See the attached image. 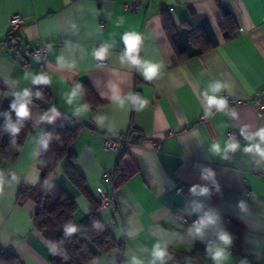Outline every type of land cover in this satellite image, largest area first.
<instances>
[{"label": "crops", "instance_id": "1", "mask_svg": "<svg viewBox=\"0 0 264 264\" xmlns=\"http://www.w3.org/2000/svg\"><path fill=\"white\" fill-rule=\"evenodd\" d=\"M164 10L185 29L206 21L218 45L173 63ZM14 14L25 19L19 55L5 44ZM224 23H232L226 29L233 38H225ZM126 33L140 37L138 64L126 55ZM44 44L46 60L31 56ZM101 47H107L102 61L95 56ZM146 64L159 66L151 80L143 75ZM39 76L48 78L39 83L44 89L35 83ZM217 82L226 87L215 95L228 96L219 111L205 99ZM79 85L91 88L93 102ZM0 88L6 104L29 102L32 129L18 158L0 168V246L23 264H54L56 250L35 227L36 203L19 202V192L39 182L50 128L79 124L71 151L89 196L62 168L48 186L59 183L69 192L75 222L97 210L115 238L116 246L87 264H151L157 243L166 246L164 264H215L206 249L223 246L221 232L232 237L222 264H264V157L244 151L250 144L264 148L256 136L264 112L254 102L264 95V0H0ZM131 127L144 139L125 152L106 148L105 136ZM233 142L234 152L227 150ZM124 169L135 172L116 184ZM179 184L202 195L181 194ZM98 187L117 196L115 208L97 203Z\"/></svg>", "mask_w": 264, "mask_h": 264}, {"label": "trees", "instance_id": "2", "mask_svg": "<svg viewBox=\"0 0 264 264\" xmlns=\"http://www.w3.org/2000/svg\"><path fill=\"white\" fill-rule=\"evenodd\" d=\"M223 13L225 20H228L230 12L224 10ZM163 18L164 29L174 47L172 58L175 64L198 56L218 45V40L206 21H202L193 28L185 29L183 23L176 24L165 10ZM231 24H225L226 39L234 37L233 31L226 29L227 26L231 28ZM78 87L85 100L89 103L93 102L91 95L94 92L91 88L86 85ZM3 95L4 88H0V168L4 161H15L18 158L25 139L32 129L28 116L20 118L12 108L13 104L17 107L23 104L21 102L6 104L3 101ZM12 126L19 128V132L13 133ZM79 130L80 124L75 129L50 128L39 159L41 170L39 182L32 187H22L18 195L19 202L30 199L36 203L35 227L55 248L56 253L52 258L54 264H87L117 245L97 210L77 223L74 221L77 204L70 197L69 192L59 183L53 187L48 186L50 178L58 168H62L63 175L89 196L85 179L76 166L77 157L71 151ZM134 172L135 170L129 169L117 171L114 176L116 184L123 183ZM69 224L77 228V231L71 235L65 232ZM0 264L23 263L13 253L7 252L0 246Z\"/></svg>", "mask_w": 264, "mask_h": 264}, {"label": "clouds", "instance_id": "3", "mask_svg": "<svg viewBox=\"0 0 264 264\" xmlns=\"http://www.w3.org/2000/svg\"><path fill=\"white\" fill-rule=\"evenodd\" d=\"M123 41L126 45V55L131 60L133 64H138L140 61L137 59L136 56L133 55L134 52H136L138 45L140 43V37L136 33H126L123 37ZM107 53V47H101L96 53L95 56L98 59H104L105 55ZM159 66L155 64H146L143 69V75L146 80L153 79L157 73H158ZM35 83H48V78L45 76H39L36 78ZM223 87H226L225 85H222L221 83L217 82L214 85L211 86V92L213 95H208L205 93V99L207 101V105L209 107L216 106L217 110H223L227 106V101L223 97H217L215 93H218ZM27 94V93H26ZM73 96L76 95L75 92L72 93ZM134 100H137L140 103L141 108L146 106L147 101L140 100L139 97H134ZM122 103V102H121ZM12 108L16 111V114L20 118H25L29 115V110L26 105H20L17 107L15 104L12 105ZM54 111V110H53ZM11 131L13 133L19 132V128L12 126ZM256 136H258L262 143H264V128L260 129ZM246 139H251V137H245ZM239 145L235 142L230 143L227 145V150L236 151ZM213 150L215 152L220 151L219 144H213L212 146ZM245 152H252L257 153L261 157H264V148L261 147V144H250L245 149ZM0 184H2V177H0ZM195 189H193L194 191ZM202 192H206L207 189H201ZM241 208L244 207L243 203H241ZM211 222V221H210ZM77 231V228L69 224L65 228V232L68 235H71L72 233H75ZM219 240L222 242V247L217 246L216 248H207L206 251L210 258L215 262V264H222V261L226 259V249L231 246L232 244V237L227 232H221L219 234ZM166 246H161L159 243L154 245L152 256L153 260L151 264H157V261L160 262V264H164L165 258L167 256ZM133 264H141L140 261L135 260Z\"/></svg>", "mask_w": 264, "mask_h": 264}, {"label": "built area", "instance_id": "4", "mask_svg": "<svg viewBox=\"0 0 264 264\" xmlns=\"http://www.w3.org/2000/svg\"><path fill=\"white\" fill-rule=\"evenodd\" d=\"M25 24V19L22 15L20 14H14L11 17L10 21V30H9V35L7 39L5 40V44L13 48L16 53L19 55L20 54V49L22 45V38H21V30ZM31 56L44 61L47 58L48 55V47L47 45H41L36 48H32L29 50ZM102 61L101 59H98ZM39 89H44V86L41 84L37 85ZM225 98L228 99V96L225 94ZM254 102L257 105L259 113L264 112V95H259L254 99ZM21 103L23 105H26L27 107L29 106V102L26 100H21ZM142 134H140L135 127H131L130 130L122 136H110L107 135L104 137V144L106 148L108 149H121L123 152L129 150L135 143L134 140H142ZM142 144V141L140 142ZM156 148L159 147V142L156 144ZM112 177V174L109 172H105L103 175V178L105 180H110ZM194 188L184 185V184H179L177 186V191L181 194H195L198 197L202 195L201 192H194ZM97 203L101 207H111L115 208L117 204V196L115 194H109L103 187H98L96 190V195H95ZM196 224H200V221H196Z\"/></svg>", "mask_w": 264, "mask_h": 264}]
</instances>
